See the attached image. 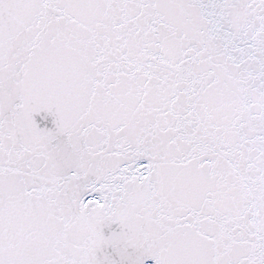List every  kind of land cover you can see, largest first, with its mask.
<instances>
[{
    "label": "snow or ice",
    "instance_id": "obj_1",
    "mask_svg": "<svg viewBox=\"0 0 264 264\" xmlns=\"http://www.w3.org/2000/svg\"><path fill=\"white\" fill-rule=\"evenodd\" d=\"M0 264H264V0H0Z\"/></svg>",
    "mask_w": 264,
    "mask_h": 264
}]
</instances>
